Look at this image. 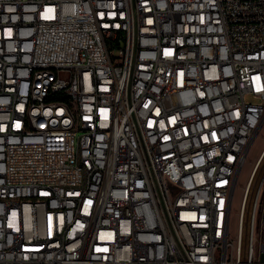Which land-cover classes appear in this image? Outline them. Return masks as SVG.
<instances>
[{"label":"built area","instance_id":"2783aa9c","mask_svg":"<svg viewBox=\"0 0 264 264\" xmlns=\"http://www.w3.org/2000/svg\"><path fill=\"white\" fill-rule=\"evenodd\" d=\"M263 127L264 0H0V264H264Z\"/></svg>","mask_w":264,"mask_h":264},{"label":"rangeland","instance_id":"374dc122","mask_svg":"<svg viewBox=\"0 0 264 264\" xmlns=\"http://www.w3.org/2000/svg\"><path fill=\"white\" fill-rule=\"evenodd\" d=\"M264 152V127L260 131L247 159V163L245 168L243 169L241 176L238 181V185L236 188L234 202L232 207V215H231V229L232 236L235 239L238 233V218L241 209V203L243 198V190L248 183L249 177L256 165L258 158Z\"/></svg>","mask_w":264,"mask_h":264},{"label":"bare ground","instance_id":"6f19581e","mask_svg":"<svg viewBox=\"0 0 264 264\" xmlns=\"http://www.w3.org/2000/svg\"><path fill=\"white\" fill-rule=\"evenodd\" d=\"M263 154H264V153H263ZM263 154L258 158L256 164H257L258 162H259V163H264V155H263Z\"/></svg>","mask_w":264,"mask_h":264}]
</instances>
